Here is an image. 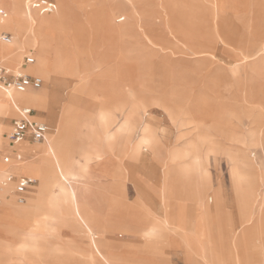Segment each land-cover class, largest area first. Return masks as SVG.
Returning <instances> with one entry per match:
<instances>
[{
	"label": "rangeland",
	"instance_id": "rangeland-1",
	"mask_svg": "<svg viewBox=\"0 0 264 264\" xmlns=\"http://www.w3.org/2000/svg\"><path fill=\"white\" fill-rule=\"evenodd\" d=\"M54 1L59 11L46 35L50 59L60 69L59 60L80 57L78 64L68 59L70 73L60 81L52 73V81L42 77L41 89L57 79L59 95L46 112L33 108L48 123L49 134L61 121L55 153L77 169L104 155L93 181L104 212L122 197L134 203L142 188L149 208L163 214L165 173L172 169L184 201L178 221L186 222V230L176 241L179 247L160 238L155 250L144 251L134 241L139 252L128 255L136 264H189L190 253L199 260L194 264H216L212 254L224 256L227 264H244L250 255L264 264V0ZM28 4L25 0L26 13ZM119 28L133 35L115 36L113 29ZM41 45L36 42L17 64L9 63L19 66L28 51L37 61ZM74 85L79 103L68 99ZM17 116L18 110L0 114V123L8 126L0 137L3 163V156L13 159L8 134ZM132 116L130 133L121 128ZM145 128L156 148L145 146L139 159L133 156L138 143L133 144ZM94 142L101 149L91 150ZM28 143L38 150L23 152L24 161L42 158L44 142ZM12 162L0 167V187L10 172L29 175L36 180L30 196L37 176ZM122 164L130 174L120 176ZM6 186L10 200L20 204L12 199L13 184ZM62 207L60 218L46 217L52 228L46 222L37 234L36 227L0 210V264H89L88 239L71 223L68 206ZM116 233L121 238L120 229ZM255 245L259 251L249 250Z\"/></svg>",
	"mask_w": 264,
	"mask_h": 264
},
{
	"label": "crops",
	"instance_id": "crops-1",
	"mask_svg": "<svg viewBox=\"0 0 264 264\" xmlns=\"http://www.w3.org/2000/svg\"><path fill=\"white\" fill-rule=\"evenodd\" d=\"M27 1H29V0H27ZM26 9H27L28 13H31L32 8L29 7V5H26ZM58 11H59V8L57 9V11H55L52 14H55ZM113 31L117 32V34L115 36L133 35L132 33L130 34V32L122 30L121 28L113 29ZM2 33H8L12 36V34L9 32L2 31ZM134 35H136V34H134ZM12 40H13V36H12ZM28 54L34 55L33 51L26 52V54L23 57V59H24L23 62L19 66H16V67L13 66L12 64H10L6 60L0 59V62H3L7 66L12 67L14 69H24V70L30 72L29 70L38 61H44L45 60V62H47L49 64L50 68L53 71L52 76L56 77L59 81H60L61 74L64 75V74L70 73V71L67 69L68 68V66H67L68 65V62H67L68 59L67 58L59 60L61 62V66H60L61 68L58 69V67L55 65V63L52 62V59H50V52H49L48 59H39L38 58L36 63H34L32 65H25V63H24L25 57ZM39 54H40V52L38 53V55ZM106 57H108L107 54L105 55V58ZM69 59L75 60L76 64H78L80 61L79 55H77V57H72ZM77 70L82 71L80 69H77ZM32 74L38 75L36 73H32ZM48 80H51V79L48 78ZM79 81H81L80 78H79ZM47 88H48V92L50 93L52 90V86L50 88L49 87H47ZM74 88H75V85L69 91L68 99L73 98L77 103H79V99L74 94ZM28 89H26V90H28ZM30 89H33V88H30ZM26 90H24V91H26ZM33 90H41V88L40 89H33ZM15 91H18V90H15ZM24 91H20V92H24ZM58 95H59V93H57L55 95V97L52 101L57 100ZM110 100H111V97L107 98L106 102H110ZM17 102L20 105L19 109H21L22 107H31L32 109L34 108L35 110H37L39 113L44 112L45 106L41 103L31 102L25 98H19L17 100ZM35 110H34V114H33L34 118L41 120V121H44L43 116L41 114L37 115L35 113ZM18 116H19V112H18ZM104 117L111 118L113 116H104ZM14 119L15 118H13V120H12V125H13ZM44 122L48 125V123L46 121H44ZM117 124H118V122L116 123V127H117ZM48 127H49V125H48ZM11 128H12V126H11ZM62 129L63 128L61 126V121H59L56 125L55 132L50 133L52 136L51 143H52L53 147H54V143H56L58 141V138H60L61 133H63ZM49 130H50V127H49ZM109 131L111 132L113 130H109ZM48 134H49V131H48ZM140 137L141 136L139 135L137 141L133 144V146L135 144H137L138 142L139 143L141 142ZM130 138L131 137L126 138L125 143L130 144ZM28 142L35 143L31 140H25V141H23L17 145L11 144V147L13 148L12 154H13L14 163L16 162L15 164L17 166H19V164L24 161L23 151L20 149V147H22L23 144L28 143ZM28 144H30V143H28ZM151 145L152 146L150 148H152V150H154L156 148V138H154L151 141ZM36 146H38V145H36ZM133 146H132V148H133ZM89 148L91 150L92 149H101V147H99L97 145V143H95V142L89 144ZM34 149L38 150V148H34ZM84 149H85V146L83 147V151H84ZM83 151H82V153H83ZM31 152H33V151L29 150V151H26L25 153H31ZM39 153L40 152H38V154ZM18 155L20 156V158H18ZM56 155H57V153H56ZM81 156H82V154H81ZM81 156H80V159H81ZM58 157L63 160V157H61V155ZM103 157H104V155H102L100 158L93 156V157H91V159L89 161H87L85 163V167H81L79 169L74 168V166H76L75 165L76 163L75 164L73 163V165L72 164L68 165V170H69L70 176H75L76 181H77L76 182V196H75L72 188L69 191L67 189V184H65L64 200L63 201H61L62 199H58V197L60 195H58V194L56 195V193H52V190L50 191V188L46 189L43 186V184L40 187L41 180L38 179L39 184L36 185L35 190L31 192L32 195H36L37 188L38 187L40 188V191H39L40 193L38 194V198H39L38 203L35 205H32V207L31 206L30 207L33 210H35L36 213H38L42 216L51 217L54 215L55 212L53 210H51V208H49V207L46 209H42L43 207H41V205H43L45 203L49 204L51 202V203L55 204V206H58L59 212L55 213L56 215H58V213L62 212V209H63L62 206L63 205H67L69 208L68 213H70L73 216L71 219V223L74 225V227L78 233H82L88 239V243L86 246L87 247L86 257H87V261L89 264H136L137 262L135 260L137 258L136 257L133 258L131 255L130 256L128 255V252H136V253L139 252V249H137L138 245L136 246V243H133L134 241L135 242L140 241L139 247L141 249H143L144 251L155 250L156 244L159 242L158 240L160 238H164L167 240V242H170L172 245L179 247V245L176 241L179 240V238L181 236H183V234H185L184 230H186V229L184 228V225L178 221V214L183 211V209L180 207H181V205H183L184 201L179 198V196H180L178 194L179 190H175L174 185L176 184V181H177L176 178L173 177V175L170 176L171 174H173L174 170L173 169H172V171L167 170L165 173L164 185H163V190H162V194H161L163 207H166V210L164 211L163 214H158L149 208V206L147 204V199L145 197V194H144V191L142 188H140L138 190V196L136 197L134 203L131 204V203L127 202V200H125L124 197H122V200L116 199V200L111 201V204L108 205V211L104 212L101 210V208L97 204V200H98L99 196L95 192V190L93 189V186H94L93 181L95 178L94 171H95V169H99V167H100L99 165L103 161ZM138 158L141 159V151H140ZM78 161H77V163H78ZM11 163H13V162H11ZM9 164L3 163L0 161V167L8 166ZM126 173L130 174V170L128 167H126V166H124V164H122L120 166L119 174H120V176H123V175L125 176ZM15 174H17V173H15ZM17 175H19V174H17ZM110 175L116 176V172H114ZM23 176H29V175H23ZM51 181H52V179H51ZM52 183H54V181ZM12 184H13V187L10 188L11 189V196H12V199L15 201L17 199L15 193L13 192L15 183H12ZM29 191L27 192L26 200L28 198ZM14 197H16V199ZM45 200H48V201L46 202ZM7 204H10V202L9 203L7 202ZM164 204H165V206H164ZM0 205H1V199H0ZM17 205L24 206L25 203L24 204H17ZM47 222L49 223V225L52 228L53 220L48 219ZM197 226H198V230H197L196 234L198 237H201L202 236L201 228L198 224H197ZM118 229H120V231H121V233H119V236H121V238L116 237V234H117L116 231ZM87 230H89V231H87ZM180 240H182V239H180ZM181 247H184V245H182ZM249 250L259 251V247H258V245H255L254 248L249 247ZM190 254H189V257L191 256ZM192 258H193L192 259L193 261L196 260L195 257H192ZM182 259L183 260L185 259V255L182 256ZM195 262H199V260L197 259ZM195 262H193V264Z\"/></svg>",
	"mask_w": 264,
	"mask_h": 264
},
{
	"label": "bare ground",
	"instance_id": "bare-ground-1",
	"mask_svg": "<svg viewBox=\"0 0 264 264\" xmlns=\"http://www.w3.org/2000/svg\"><path fill=\"white\" fill-rule=\"evenodd\" d=\"M0 6L5 7L8 11L7 17H0V33L5 31L12 32L13 34V40L11 43H4V41L0 39V59L7 60L12 64H17L23 54L24 49L33 46L36 42H40L42 44L40 48L41 55L39 56V59H48L50 39H48L46 35L55 25L54 16L56 13L48 15H41L37 12L26 13L24 12L25 0H0ZM65 19L67 21L68 17H65ZM68 24V21L65 22V25ZM29 71L47 79L53 72L45 60L38 61ZM58 83L59 82H57V79L52 82V90L50 93L46 88L41 90H33L29 88L24 92L12 91L2 93L0 91V114L2 116L15 115L17 110L20 108V105L17 102L19 98H25L31 102L41 103L45 106V111L50 105L51 101L54 99L55 95L58 93L56 90ZM135 119L136 118L134 116L129 118L127 117L125 119V125L121 129H124L130 133L134 132ZM7 128L8 126L0 123V137H4L3 133ZM140 136L141 142H138V144L133 148V156L137 158L139 157L142 148L145 146H152L151 141L155 138L151 133L150 128H145L144 132ZM51 139V134H48L46 140L43 141V145L41 147L39 146L42 151V158L38 160H26L21 162L19 166H11L19 169L22 173L37 176V178L41 180L40 187L43 184L46 189L50 188V191L52 190V193L60 195L58 199H62L61 201H63L65 184H67V189L69 191L72 188L76 196L77 181L75 176H70L68 170L69 164L56 155L51 143ZM34 148L35 146L29 145L27 143L20 147L23 152L33 150ZM53 181L54 183H52ZM3 186L4 187H0V210L2 213H4L7 217L21 219L26 223L27 226L30 225L28 227L33 226L36 227V229L40 228L43 224H46L47 216L42 217V215L36 213L35 210L31 208L32 205L38 203V194L40 193L39 187L37 188L36 195H32L30 192L31 194L27 198V203L24 206H20L10 200V197L6 191L8 188L4 184ZM45 201L47 202L48 200ZM7 202H10V204H7ZM41 207H43L42 209L49 207L54 212H59L58 206H55V204L51 202L49 204L45 203L41 205ZM53 217L60 218V216L56 215L55 213ZM180 223L184 224L186 222L183 223L180 221ZM3 229V226L0 225V233L2 234L4 232ZM36 231H38V229L35 230V233L37 234ZM212 256L211 257L214 259L216 264H227L224 256L220 254H212ZM187 260L189 264H193V260L189 256H187ZM244 264L261 263H258V259L255 256L250 255L248 260H245Z\"/></svg>",
	"mask_w": 264,
	"mask_h": 264
},
{
	"label": "built area",
	"instance_id": "built-area-1",
	"mask_svg": "<svg viewBox=\"0 0 264 264\" xmlns=\"http://www.w3.org/2000/svg\"><path fill=\"white\" fill-rule=\"evenodd\" d=\"M28 5L31 8L41 9V11L52 14L58 5L53 0H29ZM8 12L5 8L0 7V17H7ZM0 39L6 43L12 42V36L8 33H2ZM36 62L33 54L25 57V65H32ZM44 84V80L39 75H34L24 69H14L0 62V89L5 92L15 90L24 91L28 88L40 89ZM19 116L14 119L8 139L12 145H17L25 140H31L40 143L46 140L49 127L41 120L35 119L34 110L31 107H22L18 110ZM18 158L20 156L18 155ZM3 161L7 164L12 162L9 155L3 157ZM36 180L29 176L17 175L15 173L6 174L3 179L4 185L15 183L13 192L17 197V201L21 204L26 202L27 192L34 185Z\"/></svg>",
	"mask_w": 264,
	"mask_h": 264
}]
</instances>
